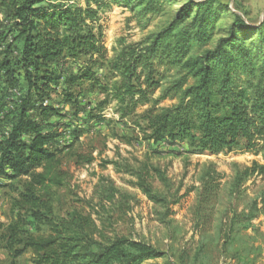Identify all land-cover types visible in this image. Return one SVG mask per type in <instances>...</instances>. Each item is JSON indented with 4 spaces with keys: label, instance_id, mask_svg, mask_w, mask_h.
Listing matches in <instances>:
<instances>
[{
    "label": "trees",
    "instance_id": "16d2710c",
    "mask_svg": "<svg viewBox=\"0 0 264 264\" xmlns=\"http://www.w3.org/2000/svg\"><path fill=\"white\" fill-rule=\"evenodd\" d=\"M84 3L0 0L12 37L6 43L7 31H0V187L17 180L22 186L11 203L14 217L0 224V245L14 263L25 253H31V264H144L167 257L152 243L113 229L116 203H127L129 196L105 176L92 198H79L62 215L56 212L59 190L69 180L59 157L64 150L58 144L60 129L85 112L80 97L89 93L100 95L90 113H102L115 103L120 120L134 118L146 139L188 140L200 154L242 145L264 160V26H250L220 0ZM114 5L129 9L145 26L157 17L166 19L142 40L122 43L111 57L99 15ZM226 13L232 18L224 23ZM68 61L77 67L67 71ZM65 118L71 123L63 122ZM74 132L78 141L80 124ZM94 160L92 154H80L77 163ZM233 166L222 212L227 220H219L214 234H203L193 264H203L211 247L237 252L234 241L264 214V196L240 209L248 181L264 178V163ZM119 171L131 174L133 185L165 209L163 221L173 214L178 200L152 182L158 177L167 184L160 168L142 162ZM222 180L215 165L203 168L196 214L204 225L215 220ZM33 222L39 225L36 233L30 229Z\"/></svg>",
    "mask_w": 264,
    "mask_h": 264
},
{
    "label": "rangeland",
    "instance_id": "374dc122",
    "mask_svg": "<svg viewBox=\"0 0 264 264\" xmlns=\"http://www.w3.org/2000/svg\"><path fill=\"white\" fill-rule=\"evenodd\" d=\"M75 1L85 5L84 0ZM220 1L228 4L232 12L239 13L250 26L254 28L264 26V0ZM174 8H178V5ZM231 14L226 13L228 19L224 23L231 20ZM6 15L5 9L0 7V31H7L9 37L5 42L8 43L12 37L8 32ZM99 16V22L105 32L104 42L111 57L116 54L122 43L142 40L151 32L161 28L166 19L165 16H160L145 26V20L139 21L129 9L117 5L103 9ZM75 67L77 65L72 61H68L65 65L67 71ZM99 73H104V70H99ZM160 93L161 90L156 96ZM80 98L86 107L85 112L80 111L79 117L73 119L72 126L62 127L60 129L62 134L58 138L59 147L64 148L59 157L63 168L69 173V180L59 190L60 198L56 212L62 215L70 210L79 198H92L99 182L102 181L100 176H105L113 180L115 185L129 196L127 203L122 201L116 203L113 229L120 235L146 240L167 252L166 258L149 260L144 264H193L192 260L202 243L203 234L206 236L214 234L219 220L223 219L224 223L227 220L226 217H222V212L228 202V189L234 175L233 165L235 163L251 165L255 160L264 163L262 156L247 151L242 145L232 151L217 154L206 151L200 154L195 153L196 147L188 140L171 143L168 139L160 141L146 139L133 123L134 118L120 120L119 115L115 113V103L109 105L102 113L97 111L90 113L92 106L100 98L98 92ZM88 101H92L93 104L89 106L86 104ZM176 102L177 99L166 100L162 104L171 105ZM60 107L71 109V106L65 104ZM63 122L68 125L71 120L65 118ZM78 124L83 132L80 139L74 141V128ZM80 154L84 157L92 154L95 160L88 164H78ZM113 162H118V166ZM142 162H149L161 169L167 177V184L163 185L158 177H153L155 188L166 193L172 201L178 200V203L172 207L173 214L164 219L165 221H163L165 209L149 200L133 185L135 178L131 174L119 171L126 164L137 168ZM209 164L217 167L223 175V180L219 204L213 215L215 220L204 225L202 220L197 218L196 204L201 187V172ZM20 190L22 186L18 180L13 185L0 187V224L8 223L14 217L11 203L15 197H18ZM263 196L264 178L252 177L246 184L245 200L240 209L252 200L261 201ZM259 206L261 208L263 203ZM38 227L39 225L33 222L30 229L36 233ZM207 230L209 232L205 233ZM233 246L238 250L237 252L230 250L226 253L220 248L211 247L203 264H244L245 261L248 264H264V214L253 221L252 227L244 231L234 241ZM31 256V253H25L14 263L0 245V264H31ZM240 256H243L242 260Z\"/></svg>",
    "mask_w": 264,
    "mask_h": 264
}]
</instances>
